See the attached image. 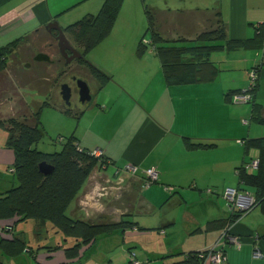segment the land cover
Listing matches in <instances>:
<instances>
[{
	"label": "crops",
	"instance_id": "1",
	"mask_svg": "<svg viewBox=\"0 0 264 264\" xmlns=\"http://www.w3.org/2000/svg\"><path fill=\"white\" fill-rule=\"evenodd\" d=\"M3 3L8 1L0 3V44L7 33L23 27L21 35L2 45L5 46L57 18L66 20L70 15L69 19H73L67 21L69 25L85 14H95L102 0H15L11 8ZM145 8L161 17L167 28L185 25L189 31L194 29L192 26H200L202 31L201 22L213 17L214 22L218 20L223 25L228 39L246 43L209 55L217 68L212 79L169 85L150 47L140 56L135 54L138 39L132 33L137 28L125 22L143 16ZM261 24L264 0H122L111 30L85 57L109 79L99 88L93 84L90 103L82 109L86 116L74 137L80 148L101 150L107 163L99 168L107 182L122 177L130 180L127 206L131 209L107 220L102 214L104 202L82 192L83 186L73 199L74 206L67 209L71 217L95 223L126 220L123 216L133 210L147 215L137 216L136 222L130 220L132 226L122 233L99 236L81 245L74 257L65 255L64 241L56 233H45L43 237L33 234V222L22 221L15 225L12 236L21 237L27 247L17 255L0 250V264H102L100 251L94 249L96 241L116 235L129 240L132 246L143 240L159 241L158 247L152 244L134 253L140 264L176 262L187 252L215 243L222 245L221 264H264V211L260 204L229 225L228 232L239 240L237 248L221 236L224 228L205 229L208 221L227 217L221 193L225 187H241L236 168L245 165L250 169L246 166L250 161L244 159L246 153L250 160L257 158L250 149L245 151L243 141L264 135V123L253 119L256 112L264 117V40L250 39ZM179 40L194 39L184 36ZM253 66L257 67V79L250 99L233 103L232 96L245 88L248 70ZM183 138L212 145L187 149ZM12 159L11 149L0 140V195L14 181L9 173ZM126 165L135 166L136 172L122 171ZM5 166H9L7 171H3ZM142 169L155 170L156 181L142 186ZM135 190H141L140 195L134 197ZM169 202L173 207L167 205ZM163 206L169 211L157 212ZM173 209L177 210L175 215ZM146 217L156 224L153 236L143 228L138 230L139 220ZM16 219H0V231L4 224ZM8 239L9 232H0V240ZM129 251L132 252L126 250ZM126 252L115 264L127 262ZM105 257L109 258L107 252L102 257L107 262Z\"/></svg>",
	"mask_w": 264,
	"mask_h": 264
},
{
	"label": "trees",
	"instance_id": "2",
	"mask_svg": "<svg viewBox=\"0 0 264 264\" xmlns=\"http://www.w3.org/2000/svg\"><path fill=\"white\" fill-rule=\"evenodd\" d=\"M121 1L102 0L95 14H85L61 29L63 35L71 36L73 41L80 46L81 50L74 48L81 54V57L73 61L84 66L95 80L98 88L109 77L87 62L84 56L107 36L113 26ZM144 13L146 29L137 41L135 54L142 55L148 45L156 54L165 83L169 85L212 79L217 68L209 60V55L220 50L244 46L246 43V41L228 39L225 36L223 25L218 20L216 22L211 20V23H214L216 27L203 30L194 40L182 42L177 39H165L157 30L158 26L154 25L153 28L154 18L157 17L156 13L152 12V14L146 8ZM41 33L46 36L44 38L55 40L56 33H48L42 27L0 47L1 86H3L5 78L3 74L7 69V55L11 54V50H16L20 43H27L28 38ZM250 39L257 42L264 40V24L255 27ZM56 49L58 56L65 64L57 46ZM49 61L51 60L49 59ZM37 115L38 113H34L31 124L9 120L8 128L4 127V123L0 121V126L3 127L6 134L4 146L11 149L13 155L9 173L14 180L10 187L0 195V219L17 218L1 227L0 232H4V230L9 232L11 239L0 240V250L8 255H17L25 250L27 243L21 237L12 235L15 225L29 220L33 222L31 228L33 234L43 237L45 233H56L64 241L62 245L65 255L74 257L81 245L91 243L99 236L115 232L122 233L132 224L128 220L116 223H95L73 218L66 213L69 204L79 192L91 170L94 167H100L101 162L88 155L86 149L78 147L72 134L67 137L58 151L52 153L37 151L33 148V144L41 136V131L37 127ZM253 119L258 123H264V117L258 112L253 115ZM183 144L187 149L212 145L192 142L188 138H183ZM243 146L245 151L249 147L257 149V166L252 170H247L245 165L238 166L236 168L237 182L238 185L252 189L253 206L260 204L264 211V135L244 140ZM40 162L49 164L52 167L51 171L41 174L37 167ZM239 216L240 214H228L223 220H210L206 223L205 229H223L231 225ZM200 252L204 253L205 249L187 252L183 254V259L166 264H202V259L198 257Z\"/></svg>",
	"mask_w": 264,
	"mask_h": 264
},
{
	"label": "rangeland",
	"instance_id": "3",
	"mask_svg": "<svg viewBox=\"0 0 264 264\" xmlns=\"http://www.w3.org/2000/svg\"><path fill=\"white\" fill-rule=\"evenodd\" d=\"M3 1H8V4H3L10 8L15 3V0H2L0 3ZM146 9L152 13L149 8ZM66 16L68 20H63L62 17L56 20L57 25L61 29L67 25V21L73 19H69L70 15ZM211 20H214V18L210 17L207 22L204 20L201 22L203 26L202 31L215 26L214 23H211ZM125 22L128 23L132 29L137 28V31L132 33V35L135 34L139 40L146 29L145 13L138 19L134 18V21ZM154 25L158 26L157 30H159L161 36L165 39L172 37L173 39L179 40L184 36H190L194 39L202 32L200 26H192V28H194L192 31H189L187 29L189 26L185 25L182 27L172 25V28H167L168 24L162 23L161 17L154 18L153 28ZM26 30L27 29H25V31ZM22 31L23 27H16L13 31L6 35L4 34L5 38H2L4 42L1 43L0 46L18 37V35H21ZM64 36L73 48L75 47L81 50L80 46L73 41L71 36ZM44 37H46L44 33L35 37H30L27 39V43H20L16 50H11V54L7 55V69L3 74L5 78L3 79V86L0 85V121L4 123V127L7 128L10 126L9 120L31 124V118L34 117V113H38L37 127L41 131V136L33 144V148L40 152L52 153L61 148L68 136L71 134L74 136L76 133L80 132L79 129L82 126V120L86 116L82 115V109L87 107L90 103V99L85 102H80L78 100L77 88L74 82L75 76L80 75L87 81L86 83H88L90 87L89 93H92V86L96 82L94 79L92 80L91 75L84 66L78 65L75 61L71 60L63 64L62 59L58 56L55 40H49ZM147 48L148 45H146V49ZM38 52L46 54L52 62L35 61L34 56ZM84 57L88 58L89 55L86 53ZM87 58H85V60L89 62ZM25 64H28V66H25ZM61 84H66L69 88L68 103H66L60 95ZM5 136V131L3 127L0 126V140L2 142L6 139ZM249 149L252 153L251 155H254V152L256 156L258 155L256 148L249 147ZM244 159L250 161V155L246 153ZM8 168L9 166H5L3 171H7ZM109 170H111V168H109ZM109 170L106 172L107 174H109ZM129 184L130 180L126 177L107 182L101 173V169L99 167H94L82 185V192H87L92 198H100V200L104 202L105 206L102 214L109 220L115 215L117 216L119 212H127L131 209L127 206L129 196H131ZM140 191L135 190L134 197L140 195ZM105 193L107 196H104ZM167 205L170 207L171 203L169 202ZM70 206H74L73 200L69 204V207ZM68 210L69 209H67L66 213H69ZM163 211H169V208L163 206L160 210H157L159 213ZM176 211V209H173L172 213L175 215ZM146 213L145 211L137 210L136 212V210H133V212L130 211V215L123 216V219L136 222L137 216H145L147 215ZM137 225L139 232L144 229L150 232L152 236L155 235L156 224L153 219L146 217L145 219L139 220ZM145 227L147 228L145 229ZM102 239L103 241H100ZM102 239L96 241L94 246V249L100 251L102 264H115V261L121 259L123 253H125L127 249L132 251L126 252L128 256L130 253L133 255L134 253L137 254L140 252V249H145L152 244L153 246H159V241L157 239L155 241L143 240L138 242L139 244L136 246L130 245L131 242L129 240L122 239L118 235H116V237L112 236ZM108 250H110V252ZM104 252H107L109 258L111 256V262H109L110 260L108 257H105L107 262H105L104 259L102 260ZM93 260L95 262L97 261L96 258H93Z\"/></svg>",
	"mask_w": 264,
	"mask_h": 264
},
{
	"label": "built area",
	"instance_id": "4",
	"mask_svg": "<svg viewBox=\"0 0 264 264\" xmlns=\"http://www.w3.org/2000/svg\"><path fill=\"white\" fill-rule=\"evenodd\" d=\"M257 79V67L253 66L248 70L247 73V84L245 88L232 96L233 103H245L247 102L250 97L251 93L253 92L254 86L256 84ZM87 154L97 158L100 162L101 168H104L107 161L105 160L102 152L98 148H93L92 150H86ZM250 169H255L257 166V159H252L246 165ZM137 168L132 165H126L122 171H125L129 174H134ZM142 175L143 182L142 186L146 187L149 184L156 181V171L153 169H142L139 171ZM249 187H225L221 193V197L224 201L225 207L227 209L228 214H240V216L248 211L254 204V197L252 194V189ZM251 189V190H250ZM209 191V190H208ZM239 216V217H240ZM238 217V218H239ZM237 220V219H236ZM228 226H226L223 231L222 235L225 239L226 243H229L233 247L237 248L239 246V240L234 234L228 232ZM257 252H254L253 255H256ZM128 260L125 264H140L137 260L134 259L133 254H129ZM198 257L202 259V263L205 261L209 262L210 264H221L224 260V254L222 250V245L220 244H213L210 247L205 249V252L198 253Z\"/></svg>",
	"mask_w": 264,
	"mask_h": 264
},
{
	"label": "water",
	"instance_id": "5",
	"mask_svg": "<svg viewBox=\"0 0 264 264\" xmlns=\"http://www.w3.org/2000/svg\"><path fill=\"white\" fill-rule=\"evenodd\" d=\"M44 29L48 33L55 31L56 46L58 48L60 56L64 59L65 63H68L71 60L78 59L81 57V54L68 43L67 39L63 35L62 30L57 25L56 21L52 20L48 22L47 24H45ZM34 60L35 61H49V57L42 52H38L37 54H35ZM25 66H28V64H25ZM74 82L77 88L78 100L80 102L88 101L90 99V93H89V89H88L86 82L79 78L78 79L74 78ZM60 95L62 99L66 103H68L69 88L66 84L60 85ZM37 167H38V171L41 174H47L52 169V167L45 162H40Z\"/></svg>",
	"mask_w": 264,
	"mask_h": 264
},
{
	"label": "flooded vegetation",
	"instance_id": "6",
	"mask_svg": "<svg viewBox=\"0 0 264 264\" xmlns=\"http://www.w3.org/2000/svg\"><path fill=\"white\" fill-rule=\"evenodd\" d=\"M52 32H55V31H52ZM56 35V34H55ZM54 38H55V36H54ZM74 60H76V59H74ZM81 79V80H83V81H85V82H87L82 76H80V75H76L75 76V79ZM87 84V86H88V89L90 90V87H89V85H88V83H86Z\"/></svg>",
	"mask_w": 264,
	"mask_h": 264
}]
</instances>
